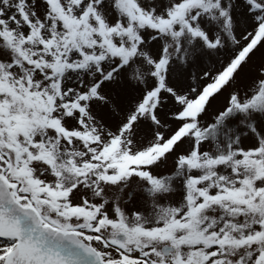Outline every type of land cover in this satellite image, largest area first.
<instances>
[{
	"label": "snow or ice",
	"instance_id": "6c2138e0",
	"mask_svg": "<svg viewBox=\"0 0 264 264\" xmlns=\"http://www.w3.org/2000/svg\"><path fill=\"white\" fill-rule=\"evenodd\" d=\"M0 264H264V0H0Z\"/></svg>",
	"mask_w": 264,
	"mask_h": 264
}]
</instances>
